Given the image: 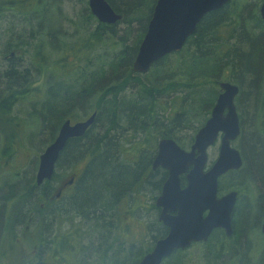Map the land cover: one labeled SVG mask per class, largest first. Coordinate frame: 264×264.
Segmentation results:
<instances>
[{"label": "trees", "instance_id": "obj_1", "mask_svg": "<svg viewBox=\"0 0 264 264\" xmlns=\"http://www.w3.org/2000/svg\"><path fill=\"white\" fill-rule=\"evenodd\" d=\"M106 1L121 15V19L112 25L99 23L90 13L86 0L76 1L82 3L83 21L78 22L80 24L85 22L89 26L90 22L94 21L97 25L89 34L87 47L80 50L77 43L72 44L68 41L67 34L59 35L56 33L59 28H53L50 14L56 16L60 0H0V22L8 23L3 30L9 34L5 44L9 52L3 56V61L7 62V70L4 71L5 79L1 77L0 81L1 90L5 95L0 100L2 114L7 113L8 106L12 105L11 93L15 94L13 100H16L19 97L22 99L27 93L32 94V91L36 92V88L32 86L38 84V81L31 79L28 81L24 74L29 69H32L35 75L43 72L42 58L45 53L41 49L43 41L54 50L60 47L61 51L77 49L75 54L78 51L89 54L91 41L106 44V39L109 38L112 44L116 34L114 27L118 24L122 26L121 33L118 32L120 35L117 36L118 43L114 44L118 51L110 58V63L104 66L109 71L99 67L92 71L80 68L73 73L74 79L70 83L60 82L52 85L49 83L45 89L46 96L41 100L39 112L34 114L48 134V139L42 141L45 143L54 139L60 124L65 120L71 122L83 120L79 117L80 114L86 117L96 112L93 125L83 137L67 141L58 157L56 173L51 180L36 186V167L33 166L34 173L27 175L24 172L19 180L16 179L18 176L14 177L15 181L9 193L0 195L5 204L14 201L11 213L0 208V219L7 214L9 220L12 219L11 225L5 224V231L12 228L14 231L11 232L14 233L15 230H20L19 227L24 230L27 223L38 228L43 220H46L43 225L46 231H40L39 238L35 239L36 260L33 263L32 259L26 264H47L40 257L44 249L58 251L59 248L67 247L72 250L75 241L77 245L80 241L82 248V242L90 238L93 242L97 240L98 248L103 246L99 256L103 263L109 261V264H119L115 254L111 255L113 258L106 257L107 253H116V250L111 248L114 243L108 246L109 231L102 230L110 223L112 211L117 206L114 201L120 199L121 195L125 198L131 193L140 192L142 181L140 162L145 155H137L136 152L139 151L137 149L140 147L137 143L150 144L155 134L159 138H172L181 146L190 143L194 135L186 143L187 140H182L178 135L181 130H189L195 134L203 125L214 106L220 92L218 84L222 81L235 84L239 89L235 105L239 118V148L243 162L238 171L223 175L218 183L220 189L224 190L232 184H228V177L244 171L249 181H255L260 186L256 205L259 207L263 205L264 128L261 123L264 119V22L258 12L252 13V17L248 18L250 16L248 5L238 13L232 9L234 3L232 0L221 9L206 14L179 52L165 56L154 63L147 73L139 74L133 72L132 61L151 14V10L145 11L140 8V4L147 0ZM246 18L251 19V24L246 23ZM74 20L71 19L72 22ZM136 20L139 22L137 25L133 23ZM21 50H27L26 52L31 54L27 65H24ZM18 51L20 52L17 54ZM160 100L166 103L161 104ZM251 120L259 127H254ZM244 121H247L248 129H245ZM124 134L132 137H129L131 139L127 143H131L132 139L138 140L133 147H129L132 155L127 159L123 155L127 149L126 143L122 142L126 141L123 139ZM244 139L248 140L247 145H241ZM149 157L148 154L147 158ZM81 160H84L85 167L70 193L59 202L55 197L56 189L53 188L59 176L57 170L75 166ZM37 161L35 163H38ZM155 176H158L159 181L153 186L154 188L158 186L159 190L164 176L162 178L161 173ZM237 184L231 188L236 189ZM107 203L109 205L107 212H110V215H107V212L104 216L86 212L89 207L93 209L98 207L101 210L100 207ZM77 219L85 222L93 231L83 233L60 231L61 238L60 233L55 232L48 238L53 232L49 229L57 221L68 222L71 225ZM59 226L62 227V224ZM1 232L3 231H0V244ZM160 232L158 231V234ZM248 232L253 231H234L230 238H226L223 231H213L205 244L208 250L204 251V258H207V262L214 260L216 263L220 258L230 255L238 256V264L245 263V256L248 258V251L251 248L245 246L243 242ZM12 240H16L15 236L14 238L10 236L11 245ZM70 241L71 245L67 246ZM13 246L17 249V246ZM148 248L136 251L134 248L129 249L127 264H136ZM97 250L95 254L99 253ZM0 254V259H4L3 252ZM261 257L264 258V246ZM172 261L177 264L183 263L181 257L175 254L162 264H171ZM72 264L75 262L72 261ZM80 264L83 263L80 261Z\"/></svg>", "mask_w": 264, "mask_h": 264}, {"label": "rangeland", "instance_id": "obj_2", "mask_svg": "<svg viewBox=\"0 0 264 264\" xmlns=\"http://www.w3.org/2000/svg\"><path fill=\"white\" fill-rule=\"evenodd\" d=\"M76 1L77 0H60V4H58V7L56 8V10L58 11L56 13V16L50 14V19L51 23L53 24V28H59L58 31L56 30V33H58L59 35L63 33L65 35L67 34L69 37L68 41L72 44L77 43L80 46L78 49L81 50L82 48L87 47V45L89 44H86L89 39V34L91 33V31H94L97 25L94 21L90 22V27L85 22H82L83 24H80L78 22L83 21L81 19L82 3ZM260 3L261 0H234L232 9L239 13L244 6L248 5V14L250 15L248 18H250L252 17V13L256 11L258 12ZM245 17H247V14L245 15ZM71 19L75 20L72 22ZM245 21L248 25L252 22L251 19L247 18ZM7 25L8 23L6 21L0 22V81L1 77H4L3 79H5L4 71L7 69V62L3 61V56L8 55L9 52V49L5 46L6 41L9 38V34L3 30ZM114 29L116 34L112 39V44L109 42V38L106 39V44H103L101 42L95 43L91 41V49L89 51V54L85 53V51H78L75 54V50L77 49H75L74 51H61L60 47L56 48L57 50H54L47 46L46 41L42 42L41 49L45 51L42 58L44 61V64H42L43 72H40V75H35V72L32 69H29L28 72L24 74L28 81H30V79L33 81H38V84L35 83V85L32 86L33 88H36V92L32 91V94L27 93L22 99H20L19 97L16 100H13L15 94L11 93L10 97L12 105L8 106V112L2 114L0 110V189L11 187L15 181L14 177L18 176L19 178L16 179L19 180L22 178V174L24 172H26L27 175L32 172L34 173L33 166L34 168L36 167L35 169H37L38 166V163H35V161L38 160L39 154L45 149L46 146H48V143L42 142L48 139V134H46V130L40 126V122L36 119V115H34L35 113L38 114V110L40 109V106L42 104L41 100L46 96L45 89L47 85L49 83L50 85H52L60 82H72V80L74 79L73 73L80 70V68L86 71H92L96 67L105 68L104 66L110 63L109 60L110 58H112L113 54L118 51V47L114 44L118 43L117 36L120 35L118 34V32L121 33L122 26L118 24L116 25V27H114ZM103 35L106 36V34ZM27 49L28 51H30L29 48ZM26 51L27 50H21V56L23 57L24 65L28 64L27 61L31 56V54ZM19 52L20 51H18L17 54ZM73 66H75V69H73ZM105 69L109 71V69ZM19 79L21 80V76L19 77ZM1 89L2 87L0 84V91H2ZM3 93L4 91L0 92V100L3 99V96H5ZM160 103L165 104L166 102L160 100ZM79 117H82L81 119H85L87 116L85 117L84 114H80ZM252 124H254V127H259L256 126L254 122H252ZM261 124L264 128V119ZM247 125V121H244L245 129H248ZM193 135L194 132L192 131L181 130V133L178 136L181 137L182 140H187L185 141L186 143ZM129 137L131 136L128 134H124L123 139L126 141H122L123 143H126L125 147L127 149L124 152V158L126 159L127 157L132 155L129 152L130 149H128L129 145L127 141L132 138ZM154 139L155 137H153L152 139L153 142L156 141H154ZM247 141L248 140L244 139V141L241 142V145H247ZM182 147L188 149V147L186 146ZM232 147L238 148L239 140L234 141L232 143ZM218 148L219 140H217L214 145L208 148V164H211L215 161L218 155ZM84 167L85 162L84 160H81L78 161L75 166H69L60 171L57 170V172H59L60 174V181L69 179L75 173L78 174L83 170ZM246 177L247 176L244 171L234 173L233 175L228 177V184L232 183L231 186H235L236 183H238L236 189H238L240 192V206L244 205L246 208H248V222L249 224H251L249 226V231H253L248 232L243 238L245 246H251L248 251L249 259L247 258V256H245L246 261L243 264H264V258L261 257V251L264 246V236L260 234V225L264 220V216H261L264 214V207L263 205H260L261 207H259V205H256L258 203L257 195L260 192V186L255 181H249ZM59 185V182L54 183L55 188H57ZM70 191V189L67 190L66 194L70 193ZM4 195H6V192L3 194V196ZM150 197L151 192L145 190L142 191V193H139L137 196L125 197V199H123L122 202L116 206L117 211L112 212L109 220L110 223L107 224L108 227L102 231H114L113 235L115 234L117 236H115V239H120L121 242L119 241L118 243H114L113 250L117 249L116 253L109 252L107 253L108 255L106 254V257L110 256V258H113V256L111 255L115 254V258L123 259L126 255L124 248L125 246H127V244H129V241L138 243L136 246L144 249L151 245L149 236H147L146 234H142L143 237H141V232L137 231V225H135V222L137 221L138 217H136L134 213H132L138 206V203L147 205V201ZM127 211H129L131 214ZM9 212L11 213V210H9ZM61 224L62 227L59 226ZM72 224H74L73 228ZM72 224L70 225L68 222L63 221L59 223L57 221L49 229L51 231L53 230V232L49 235L48 238L52 237L55 233H60L59 238H61L60 231H81V233H83V231H93L85 222H81L78 219ZM26 227L27 228H25L24 230L17 229L14 233L11 232L14 230L3 231V233L1 234L2 244H0V246L2 247H0V252H3L2 255L4 256V259H0V264H26L28 261L31 262L32 259H34L33 263L35 262V239L39 238L38 235L41 232L32 231V229H34L35 227L29 225L28 223ZM125 231L127 233V235L124 234L126 237H121L122 234L125 233ZM67 233L68 232H66V234ZM10 236L13 238L15 236L16 239L12 240V245L10 244ZM71 242L72 241L68 242L67 246L71 245ZM91 242L92 244L90 245ZM13 245L17 246V249L13 248ZM37 245H39V242H37ZM73 245L75 247H73L74 250L68 249L67 247L63 249L59 248L58 251H52L49 248L44 249L40 257L43 258V260L47 264H72V261L75 262V264H80V261L83 264H109V261L107 263H103L99 259V256L103 250V246L98 248L96 239L94 240V242L91 238L88 240H84L82 242V248L80 241L78 245L76 241ZM76 246L78 247V249H76ZM88 246L90 247L89 249ZM95 247H97L98 250ZM207 248L208 247L202 249V247L198 245H194L189 248L185 252V256L183 257L185 263L238 264V256L232 257L230 255H226L220 258L216 263L214 262V260L207 262V258L204 259L202 255V252H206ZM96 250L99 251L98 254H95ZM119 251H123L122 254L118 253Z\"/></svg>", "mask_w": 264, "mask_h": 264}, {"label": "water", "instance_id": "obj_3", "mask_svg": "<svg viewBox=\"0 0 264 264\" xmlns=\"http://www.w3.org/2000/svg\"><path fill=\"white\" fill-rule=\"evenodd\" d=\"M231 0H157L151 19L135 58L132 70L146 73L164 56L178 52L194 34L197 24L208 13L221 9ZM91 14L100 23L115 24L121 19L106 0H88ZM259 16L264 22V0L259 6ZM220 93L209 118L195 134L189 151L181 149L172 139L158 142L152 168L167 170L157 204L162 207L160 220L169 228L165 238L159 239L152 250L138 264H161L174 250L186 249L192 243L206 242L214 228L224 229L226 237L232 235L231 213L237 193L230 191L217 198V181L230 170L241 167V157L231 146L240 132L234 98L238 87L227 81L218 84ZM96 113L85 120L70 124L66 120L55 140L38 158L35 184L40 186L51 178L55 163L67 141L80 138L93 125ZM219 136L218 155L209 168L207 149ZM186 173V186H179L180 175ZM177 211L170 216L168 211ZM207 211L205 217L202 214ZM264 236V222L261 224Z\"/></svg>", "mask_w": 264, "mask_h": 264}, {"label": "flooded vegetation", "instance_id": "obj_4", "mask_svg": "<svg viewBox=\"0 0 264 264\" xmlns=\"http://www.w3.org/2000/svg\"><path fill=\"white\" fill-rule=\"evenodd\" d=\"M157 0H147V1H143L141 4H140V8L142 10H145L146 9H149L151 10V14H150V18L149 20L151 19V16H152V12H153V9H154V6L156 4ZM148 20V21H149ZM146 32V31H145ZM145 34V33H144ZM143 34V35H144ZM239 95V91H238V94L236 96V100H237V97ZM157 127V123H156V126L155 128ZM240 128V126H239ZM84 136V135H83ZM82 136V137H83ZM155 139L154 141L155 142H152L150 144H140V143H137V145H140L139 151H137V155L141 156V155H145L144 158L142 159V161L140 162L141 164V167H142V170H141V175L142 177L140 178L142 181H140L141 183V188H140V192L139 193H142V191H149L151 192V197L149 198V200L147 201V205H144L143 203H138V206L134 209V211L131 212L134 213V215L136 217H138L137 221L135 222V225H137V231H140L141 232V237H143L144 234H146L147 236H149L150 238V241H151V245L148 246V251L144 254L146 255L148 252H150L152 250V248L154 247L155 243L159 240V239H162V238H165L168 234V231H169V228L160 220V215H161V212H162V207L159 206L157 204V200H158V197L160 195V191H161V187L164 183V181L166 180L167 176H168V173H167V170H165L164 168H161V167H157V168H152V162L157 154V147H158V142L159 140L163 139V138H169V137H162V138H159L157 136V134H155ZM239 137H240V134L239 136L234 140V141H237L239 140ZM81 138V137H80ZM141 138V137H139ZM153 139V137H152ZM151 139V140H152ZM134 141H131V143L129 142L128 145L129 147H133V144L138 141L137 139H132ZM140 140V139H139ZM174 140V139H173ZM175 141V140H174ZM233 141V142H234ZM134 142V143H132ZM176 142V141H175ZM232 142V143H233ZM155 143V144H154ZM231 143V145H232ZM176 144L184 149L185 151H189L190 150V147L191 145L193 144V140L190 142V143H187L185 146L188 147V149H185L183 148L181 145H179L177 142ZM129 149V148H128ZM126 150V149H125ZM124 150V152H125ZM146 152V153H145ZM150 155L149 159L147 158L148 157V154ZM124 155V153H123ZM241 156V154H240ZM241 161L243 162V159L241 157ZM207 165V163H206ZM206 168V167H205ZM238 171V170H237ZM230 171L226 172L224 175H227ZM81 173V171L78 173V174H74L72 175L69 179L67 180H64L61 185H59L57 187V191H56V197L57 199L60 201H62L66 195V191L67 190H71L74 183L76 182L79 174ZM158 173H161L162 174V178L164 176V179L162 180V183H161V187L160 189L158 190V186H155L156 188H154L153 185H156V182L159 181V178H157L158 176H155L156 174ZM185 175L186 173H183L180 175V181H179V186L181 189H183L185 186H186V178H185ZM217 197L220 198L221 196H223L225 193L229 192V191H236L237 192V197H236V202L234 204V208H233V211L231 213V231H232V235H233V232L234 231H249V226L251 224H249L248 222V216H249V210L248 208H246L244 205L240 206V192L238 189H234V188H231L233 186H227L226 189L224 190H221L220 189V183H218L217 185ZM154 188V189H153ZM139 193L135 194V193H131L128 195V197H131V196H137ZM146 194V192H145ZM144 195V194H142ZM125 199L123 197V195L120 196V201L118 202V204H120L122 202V200ZM263 207H264V201H263ZM93 209V208H92ZM264 210V209H263ZM114 211V210H113ZM112 211V212H113ZM129 212V211H127ZM130 213V212H129ZM140 213V214H139ZM170 216H176L177 215V211L174 210V211H168L167 212ZM260 213V212H259ZM89 214H94V215H101V216H104L105 215V212H103L102 210H94L92 212H90ZM131 214V213H130ZM207 214V211H205L202 216L205 217ZM107 215H110V212H107ZM246 216V220H244ZM135 217V218H136ZM133 218V216H132ZM109 219V218H108ZM264 221V220H263ZM262 224V223H261ZM254 225V224H252ZM261 226V225H260ZM158 231H161L160 234H158ZM213 231H223L224 233V229L218 227V228H214L212 229V232L211 234L209 235L207 241L209 240V238L211 237ZM114 231L113 232H110L109 231V234H108V238H107V243H108V246H111L112 243H118L119 241L121 242V240H112L113 237H115L116 235L114 234ZM2 234V232H1ZM127 235L126 231L125 233L122 234L121 237H124L125 235ZM143 234V235H142ZM231 235V236H232ZM231 236L227 237V238H230ZM117 237V236H116ZM119 237V236H118ZM126 237V236H125ZM206 242H198V243H192L188 248L186 249H177V250H174L168 257L164 258L162 260V262L168 258H170L171 256L177 254V256L181 257V259L183 260V263L181 264H187L185 263V260L183 259V257L185 256V252L191 248L192 246L194 245H198V246H201L202 249L206 248L205 244L207 243ZM140 242V241H138ZM138 243L134 242V241H129V244H127V246H125L124 250L126 252V255L123 259H119V264H127V260H128V253H129V249H133L135 248V251L136 250H139L140 248L137 247ZM112 250H113V247H111ZM146 248V249H147ZM117 250V249H116ZM123 250V251H124ZM208 250V248H207ZM115 251V250H114ZM123 251H119V253L122 254ZM203 251V250H202ZM204 251L202 252V255L204 257ZM143 255V256H144ZM142 256V257H143ZM142 257H139L137 263L139 262V260L142 258ZM205 259V258H204ZM161 262V264H162ZM136 263V264H137ZM171 264H177L175 263L174 261H172ZM180 264V263H179Z\"/></svg>", "mask_w": 264, "mask_h": 264}, {"label": "bare ground", "instance_id": "obj_5", "mask_svg": "<svg viewBox=\"0 0 264 264\" xmlns=\"http://www.w3.org/2000/svg\"><path fill=\"white\" fill-rule=\"evenodd\" d=\"M137 20H139V19H137ZM135 21V22H133L134 24H136L137 25V23H139L138 21ZM142 21H144V19H142ZM148 23H149V21H147V23H146V27H147V25H148ZM147 29V28H146ZM145 29V30H146ZM143 37H144V35H143ZM143 37L141 38V40H140V42L142 41V39H143ZM140 42H139V44H138V46H137V50H136V53H137V51H138V47H139V45H140ZM136 55V54H135ZM7 70V69H6ZM132 87L134 88V85H132ZM130 88H131V86H130ZM1 107V106H0ZM66 121V120H65ZM64 121V122H65ZM64 122H62L61 124H60V126H59V129H60V127L62 126V124L64 123ZM144 122H147V120H144ZM59 129H58V131H59ZM58 131H57V133H56V135H55V137H54V139L52 140V141H50L49 143H48V146L55 140V138L57 137V135H58ZM48 146H46L45 147V149L48 147ZM45 149L39 154V156L45 151ZM64 149V148H63ZM62 149V150H63ZM235 149H237L238 150V152L239 153H241L240 152V148L238 147V148H235ZM61 153V152H60ZM39 156H38V158H39ZM55 165H56V163H55ZM55 166H54V172L52 173V175H51V178L49 179V180H51L52 179V177H53V175L56 173V171H55ZM58 173V175L59 176H57V179H56V183L57 182H59V184L61 185V183L63 182V180L62 181H60V174H59V172H57ZM49 180H46V181H49ZM46 181H44V182H46ZM44 182L41 184V185H43L44 184ZM40 185V186H41ZM53 188H54V186H53ZM56 189V191H57V188H55ZM9 191H10V187H5V188H1L0 189V195H3L5 192H6V194H8L9 193ZM55 197H56V193H55ZM56 200H57V197H56ZM2 201V202H1ZM120 201V199H117L116 201H114L115 202V205H118V202ZM0 202H1V206H0V208H1V210L2 211H4V212H6V210L7 211H9L10 210V208L11 207H13L14 206V201H10V206H9V203H4L3 202V198L1 197L0 198ZM6 205V206H5ZM4 206H5V208H4ZM95 210H98V207L97 208H94ZM100 209L103 211V212H107V210L109 209V205H108V203L107 204H105V205H103V206H101L100 207ZM93 210H92V207L90 208H88L87 210H86V212L87 213H90V212H92ZM114 211L116 212L117 211V207L115 206V208H114ZM162 213V212H161ZM10 220H12L11 218H10ZM9 220V218H8V214L6 215V216H2L1 217V219H0V231H5L4 230V226H5V224H7V226H9V225H11L12 224V221H10ZM46 223V220H43V222H42V225L41 226H38V228H36L37 226H33V227H35L33 230L34 231H46V228H44L43 227V225ZM40 227V228H39ZM43 227V228H42ZM19 229L20 230H23V229H21L20 227H19ZM8 230H13L12 228H10V229H8ZM7 231V230H6ZM29 231H31V230H29ZM53 231V230H52Z\"/></svg>", "mask_w": 264, "mask_h": 264}]
</instances>
